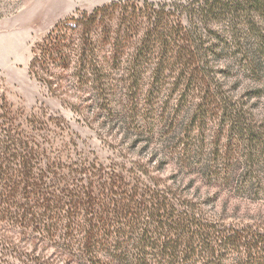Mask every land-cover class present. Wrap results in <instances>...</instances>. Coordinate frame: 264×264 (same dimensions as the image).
I'll list each match as a JSON object with an SVG mask.
<instances>
[{
  "label": "trees",
  "instance_id": "obj_1",
  "mask_svg": "<svg viewBox=\"0 0 264 264\" xmlns=\"http://www.w3.org/2000/svg\"><path fill=\"white\" fill-rule=\"evenodd\" d=\"M261 15L264 0H116L90 11L75 10L57 21L31 47L28 69L56 97L66 94L58 87L72 80L79 90L84 85L101 90L114 81L128 89L133 100L144 86L149 87L145 100H154L165 86L171 87L170 95L177 93L179 106L190 91L222 100L213 81V62L220 60L229 41L231 54L255 72L259 57H264V36L253 28ZM222 21L225 30L218 34L211 28ZM251 36L258 40L254 51L241 44ZM105 44L112 54L106 62L114 72L100 70L97 61L96 52ZM72 65L76 70L67 74ZM11 109L0 95V222L31 227L46 240L58 236L64 253L76 246L89 264H104L106 257L110 263L122 259L121 251L110 250L123 245L125 264H192L196 258L219 264L215 262L227 247L244 253V264H249L258 258L256 249L264 252L263 234L218 229L200 214L197 203L170 187L153 182L144 187L138 179L130 186L120 176L121 205L114 199L97 201L90 193L91 182L80 185L81 191L71 188L66 176L55 172L59 167L43 160L36 133L25 132L24 122L12 123L16 118L10 116ZM222 111L231 136L254 151L246 156L247 169L238 183L260 188L254 169L264 166V137L234 103L224 101ZM41 163L43 169L37 167ZM70 169L81 172L87 166ZM34 261L51 264L38 257Z\"/></svg>",
  "mask_w": 264,
  "mask_h": 264
},
{
  "label": "rangeland",
  "instance_id": "obj_2",
  "mask_svg": "<svg viewBox=\"0 0 264 264\" xmlns=\"http://www.w3.org/2000/svg\"><path fill=\"white\" fill-rule=\"evenodd\" d=\"M112 1L116 0H0V95L12 105L10 116L16 118L12 123L24 122L25 132L36 133L43 160L54 162L59 167L55 172L66 176L71 188L81 191L91 182L90 193L97 201L114 199L121 205L120 176L130 186L136 179L144 187L153 182L197 203L200 214L220 230L264 235V166L254 169L260 188L238 183L252 148L231 136L222 117L224 101L234 103L264 137V57H259L258 68L252 72L231 54L233 43L228 41L211 68L223 99L190 91L180 106L177 93L170 95L167 86L154 100H145L149 87L144 86L133 100L129 90L114 81L101 90L86 85L79 90L71 80L58 87L66 94L56 97L30 75L31 47L57 21L75 10L90 11ZM255 20L253 28L264 36V16ZM224 28L222 21L211 29L221 34ZM256 43L255 36L241 40L251 51ZM96 55L100 70L114 72L110 61L106 62L112 55L108 44ZM76 68L72 65L66 73ZM85 165L86 171L80 172ZM138 166L146 174L138 173ZM70 168L79 172L71 173ZM25 227L0 222V264H35L37 257L51 264H89L87 257H79L76 246L64 253L60 237L46 240L42 232ZM120 251L122 259L110 263L103 257L104 264H125L124 245L110 253ZM254 253L258 258L249 264L262 263L264 252L256 249ZM222 254L215 263L248 261L232 248H224ZM192 264L203 262L196 258Z\"/></svg>",
  "mask_w": 264,
  "mask_h": 264
}]
</instances>
